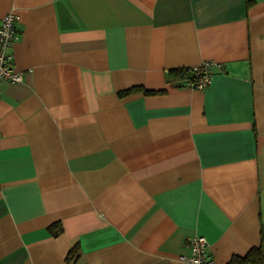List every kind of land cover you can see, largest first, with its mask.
<instances>
[{"label":"crops","instance_id":"crops-1","mask_svg":"<svg viewBox=\"0 0 264 264\" xmlns=\"http://www.w3.org/2000/svg\"><path fill=\"white\" fill-rule=\"evenodd\" d=\"M10 11L0 264H184L194 234L226 264L259 244L264 0H0ZM205 62L222 67L203 89L168 79ZM132 86L158 91L119 94Z\"/></svg>","mask_w":264,"mask_h":264},{"label":"built area","instance_id":"built-area-1","mask_svg":"<svg viewBox=\"0 0 264 264\" xmlns=\"http://www.w3.org/2000/svg\"><path fill=\"white\" fill-rule=\"evenodd\" d=\"M19 36L16 25V14L12 11L0 19V82L4 79L20 81L21 74L16 70L13 60L12 44ZM211 66L221 68V63L205 62L200 66L191 67L190 73L176 81L183 86L203 89L209 83L212 70ZM205 236L194 234L185 240L187 252L181 256L184 264H212V254L208 248Z\"/></svg>","mask_w":264,"mask_h":264},{"label":"trees","instance_id":"trees-1","mask_svg":"<svg viewBox=\"0 0 264 264\" xmlns=\"http://www.w3.org/2000/svg\"><path fill=\"white\" fill-rule=\"evenodd\" d=\"M190 71L191 67L170 69L167 72L169 77L168 79L173 81L176 85H181L176 83V81L179 80L184 75V73H190ZM140 89L147 93H154L158 91L144 89L140 86H132L119 91V94L124 95ZM49 230L54 236H56L61 233L62 226L58 222H55L49 226ZM73 252L74 249L71 248L67 254V259L71 257ZM226 264H264V232H261L260 242L257 246L251 247L244 255H232Z\"/></svg>","mask_w":264,"mask_h":264}]
</instances>
